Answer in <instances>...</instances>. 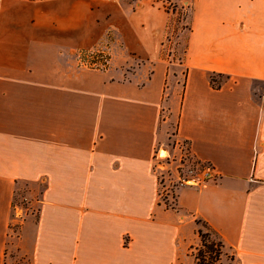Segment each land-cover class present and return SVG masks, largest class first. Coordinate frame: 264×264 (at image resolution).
<instances>
[{
    "label": "crops",
    "instance_id": "0c3cea01",
    "mask_svg": "<svg viewBox=\"0 0 264 264\" xmlns=\"http://www.w3.org/2000/svg\"><path fill=\"white\" fill-rule=\"evenodd\" d=\"M181 2L177 60L161 0H0V264H196L197 218L220 264H264V0ZM183 142L213 177L168 206L157 150Z\"/></svg>",
    "mask_w": 264,
    "mask_h": 264
},
{
    "label": "rangeland",
    "instance_id": "374dc122",
    "mask_svg": "<svg viewBox=\"0 0 264 264\" xmlns=\"http://www.w3.org/2000/svg\"><path fill=\"white\" fill-rule=\"evenodd\" d=\"M166 6H169V11L172 12L166 48L173 53L174 59L180 60L183 58L187 47V38L190 29L189 12L184 8V3L181 2V0H168ZM213 77L218 82L222 80L220 77ZM167 145L173 150L176 143L175 141L169 140ZM167 145L165 146L166 148L168 147ZM157 153L159 154L156 160V169L161 180L159 191L164 194V198L169 197V203L172 204V206H175V200L172 201L173 198L170 196L172 194L173 196L176 195V187L179 185L180 177L182 179L191 178L193 176L200 177L204 174V171L213 173V168L210 164L197 160L189 153L186 142L180 144V147L175 153L172 152V154H167L160 149L157 150ZM21 195L19 192L16 197V202L19 204L23 202ZM202 228L204 231H207L206 227L202 226ZM210 239L217 241L219 237L216 234H212ZM196 248L193 250V255L196 254ZM7 264L29 263L21 253L16 250H11L8 254Z\"/></svg>",
    "mask_w": 264,
    "mask_h": 264
},
{
    "label": "built area",
    "instance_id": "2783aa9c",
    "mask_svg": "<svg viewBox=\"0 0 264 264\" xmlns=\"http://www.w3.org/2000/svg\"><path fill=\"white\" fill-rule=\"evenodd\" d=\"M161 1H163L164 6L169 11V6H166V2H168V0H161ZM186 6L187 5L184 4L185 9H187ZM78 60L82 66L89 67V68H95V69H105L108 67V64L110 61V52H109L108 45L104 43L94 48L80 50L78 52ZM210 177H213V173H209V171H204V174H202L200 177L193 176L191 178H184V179L180 177L178 186L184 185V184H198L202 180L210 178ZM178 186L176 187V189L178 188ZM160 196H161L162 201L166 205L172 206V204L169 203L170 201L169 197L164 198L163 197L164 194L161 192H160ZM170 197L173 198L172 201L175 200V196H173V194Z\"/></svg>",
    "mask_w": 264,
    "mask_h": 264
},
{
    "label": "trees",
    "instance_id": "16d2710c",
    "mask_svg": "<svg viewBox=\"0 0 264 264\" xmlns=\"http://www.w3.org/2000/svg\"><path fill=\"white\" fill-rule=\"evenodd\" d=\"M212 82L216 84V87L219 86L213 76ZM196 223L198 224L197 233L200 237V245L196 248L195 254L196 264H220L224 254V243L220 234L201 218H197ZM202 226L206 227L207 231H204ZM212 234H216L219 239L217 241L210 239Z\"/></svg>",
    "mask_w": 264,
    "mask_h": 264
}]
</instances>
